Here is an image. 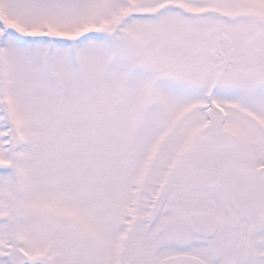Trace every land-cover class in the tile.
<instances>
[{
  "label": "snow or ice",
  "instance_id": "obj_1",
  "mask_svg": "<svg viewBox=\"0 0 264 264\" xmlns=\"http://www.w3.org/2000/svg\"><path fill=\"white\" fill-rule=\"evenodd\" d=\"M0 264H264V0H0Z\"/></svg>",
  "mask_w": 264,
  "mask_h": 264
}]
</instances>
